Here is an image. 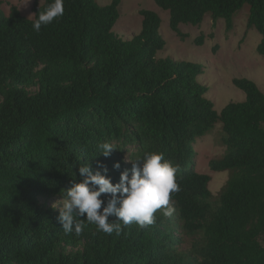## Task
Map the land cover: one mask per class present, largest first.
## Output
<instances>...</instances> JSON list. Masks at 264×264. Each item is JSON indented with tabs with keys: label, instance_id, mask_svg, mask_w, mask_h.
<instances>
[{
	"label": "trees",
	"instance_id": "16d2710c",
	"mask_svg": "<svg viewBox=\"0 0 264 264\" xmlns=\"http://www.w3.org/2000/svg\"><path fill=\"white\" fill-rule=\"evenodd\" d=\"M154 1L181 39L182 24L198 26L207 15L230 23L248 5L264 53V0ZM52 2L35 3L31 20L15 6L6 15L0 0V264H264V93L234 79L246 99L218 113L197 81L202 65L158 57L166 42L157 13L141 10V32L124 40L113 31L122 0H65L63 17L36 33L39 11ZM219 123L228 152L209 169L230 178L215 199L211 176L186 163ZM103 142L117 149L108 158ZM149 152L179 168L172 206L192 239L188 251L163 213L147 227L122 225L119 235L98 231L85 214L80 236L64 233L48 201L82 181L79 166L95 173L101 162L116 184Z\"/></svg>",
	"mask_w": 264,
	"mask_h": 264
},
{
	"label": "rangeland",
	"instance_id": "374dc122",
	"mask_svg": "<svg viewBox=\"0 0 264 264\" xmlns=\"http://www.w3.org/2000/svg\"><path fill=\"white\" fill-rule=\"evenodd\" d=\"M3 11L6 15L10 7L15 6L21 14L28 19H34L33 7L39 6L44 0H3ZM100 6H106L112 0H97ZM141 10H150L161 18L160 34L166 42V49L159 52L158 57H171L176 61H187L203 66V74L198 76L197 81L208 87L206 97L214 104L215 110L220 113L230 103L244 102L245 93L234 86V79H248L253 81L264 93V53L258 51L262 41L261 34L255 27L249 26L250 9L245 5L230 20L219 19L216 22L211 15H207L203 22L198 25L180 26V31L186 35L184 39L178 37L170 27L169 11L161 9L154 0H122L119 8L120 18L115 24L113 31L122 39L130 40L138 35L142 29ZM231 28L228 29V25ZM202 38L203 43H197ZM225 133L222 124H217L208 134L198 141L192 149L193 157L187 161L186 167L191 168L195 162L198 173L211 176L209 189L215 199H218L223 187L230 178V171H211L209 163L220 160L228 152L224 143ZM61 198L48 201V205H57L60 210ZM44 202V200H42ZM157 213H163V210ZM167 231L181 239L180 249L188 251L192 239L180 233V226L176 222L175 215L170 217Z\"/></svg>",
	"mask_w": 264,
	"mask_h": 264
},
{
	"label": "clouds",
	"instance_id": "9594fccd",
	"mask_svg": "<svg viewBox=\"0 0 264 264\" xmlns=\"http://www.w3.org/2000/svg\"><path fill=\"white\" fill-rule=\"evenodd\" d=\"M64 12L65 0H53L43 12L39 11L33 30L39 33L42 27L62 18ZM98 148L105 158L117 150L109 142L100 143ZM120 167V163L114 165L116 169ZM96 169L93 173L90 164L79 166L82 181L64 191L58 220L65 234L80 236L86 224L78 218L85 214L87 224L95 225L98 231L119 235L122 225L135 223L147 227L155 223L158 211L163 210L168 217L175 212L172 194L180 191L177 183L179 168L166 160L162 153L149 152L142 159L132 161L131 170L123 171L116 184L107 175L106 165L97 162ZM102 196H106V200L101 199ZM56 207L54 204L53 208ZM110 217L116 220L110 222Z\"/></svg>",
	"mask_w": 264,
	"mask_h": 264
}]
</instances>
